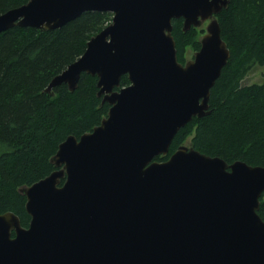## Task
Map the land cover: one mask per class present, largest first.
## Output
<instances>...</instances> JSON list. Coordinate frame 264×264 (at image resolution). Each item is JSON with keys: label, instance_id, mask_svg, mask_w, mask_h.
Here are the masks:
<instances>
[{"label": "water", "instance_id": "95a60500", "mask_svg": "<svg viewBox=\"0 0 264 264\" xmlns=\"http://www.w3.org/2000/svg\"><path fill=\"white\" fill-rule=\"evenodd\" d=\"M229 2L30 0L0 15V34L113 15L46 89L74 92L82 75L97 77L108 116L80 139L68 137L51 160L56 170L20 190L28 228L14 213L0 215V264H264V167L230 165L186 145L156 160L211 114L212 89L231 58L217 18ZM174 20L184 32L209 23L184 65ZM125 76L130 85L121 88Z\"/></svg>", "mask_w": 264, "mask_h": 264}, {"label": "trees", "instance_id": "16d2710c", "mask_svg": "<svg viewBox=\"0 0 264 264\" xmlns=\"http://www.w3.org/2000/svg\"><path fill=\"white\" fill-rule=\"evenodd\" d=\"M29 1L0 0V15ZM217 18L231 58L212 89L211 114L183 128L168 155L156 160H169L188 143L230 165L264 167V83L242 86L254 69L264 67V0H230ZM112 19L110 13L88 12L60 30L13 28L0 34V215L14 213L24 228L31 218L20 190L56 170L51 160L68 137L80 139L108 116L110 106L97 97V77L82 75L74 92L65 84L52 93L46 89ZM172 34L184 65L189 49L200 50L205 31L184 32L183 20H174ZM129 85L123 77L121 88ZM258 214L264 220L263 199Z\"/></svg>", "mask_w": 264, "mask_h": 264}, {"label": "rangeland", "instance_id": "374dc122", "mask_svg": "<svg viewBox=\"0 0 264 264\" xmlns=\"http://www.w3.org/2000/svg\"><path fill=\"white\" fill-rule=\"evenodd\" d=\"M207 26H208V23H205L202 28L205 30ZM195 53H196L195 51L189 49L187 51V54H186L187 61L193 60ZM248 79L250 81V84L251 83H257V84L264 83V67L263 68H259L258 67L256 69H254L250 73V75L245 79V81H247ZM185 145L188 146V147L190 146L188 143L185 144Z\"/></svg>", "mask_w": 264, "mask_h": 264}]
</instances>
